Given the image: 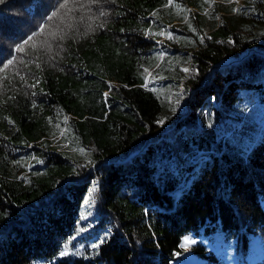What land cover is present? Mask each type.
<instances>
[{"label":"trees","instance_id":"16d2710c","mask_svg":"<svg viewBox=\"0 0 264 264\" xmlns=\"http://www.w3.org/2000/svg\"><path fill=\"white\" fill-rule=\"evenodd\" d=\"M263 200L264 0L0 3V264L246 252Z\"/></svg>","mask_w":264,"mask_h":264},{"label":"rangeland","instance_id":"374dc122","mask_svg":"<svg viewBox=\"0 0 264 264\" xmlns=\"http://www.w3.org/2000/svg\"><path fill=\"white\" fill-rule=\"evenodd\" d=\"M182 189V187L177 188L175 193L178 195ZM262 203L264 205V200ZM204 229L201 227L200 232L193 231L184 235L180 244L181 249L178 251L177 258L172 260V264H210L206 257L193 250L192 246L197 241L205 243L208 249L213 250H217L218 246H223V249L217 252L221 264H253L264 254V243L257 233L250 236L248 248L246 252H243L241 233L226 235L220 222L213 230L205 231ZM210 262L214 263L212 260Z\"/></svg>","mask_w":264,"mask_h":264},{"label":"water","instance_id":"95a60500","mask_svg":"<svg viewBox=\"0 0 264 264\" xmlns=\"http://www.w3.org/2000/svg\"><path fill=\"white\" fill-rule=\"evenodd\" d=\"M120 159V156L119 155H112L110 157V160H119Z\"/></svg>","mask_w":264,"mask_h":264},{"label":"snow or ice","instance_id":"6c2138e0","mask_svg":"<svg viewBox=\"0 0 264 264\" xmlns=\"http://www.w3.org/2000/svg\"><path fill=\"white\" fill-rule=\"evenodd\" d=\"M170 2H171V0H170ZM0 3H3V0H0Z\"/></svg>","mask_w":264,"mask_h":264}]
</instances>
